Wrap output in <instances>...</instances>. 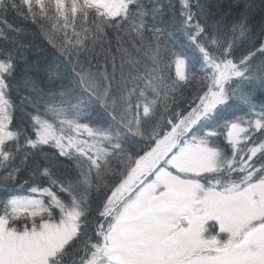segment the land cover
Here are the masks:
<instances>
[{
	"label": "snow or ice",
	"instance_id": "6c2138e0",
	"mask_svg": "<svg viewBox=\"0 0 264 264\" xmlns=\"http://www.w3.org/2000/svg\"><path fill=\"white\" fill-rule=\"evenodd\" d=\"M32 3L0 0V170L8 174L0 264H61L70 249L76 264H264V0H237L235 13L223 16L202 0ZM89 10L102 18L100 32L150 34L153 67L126 92L120 83L98 91L85 71L90 62L80 59L88 36L63 31L69 11L87 20ZM257 13L260 37L252 31ZM34 30L71 66L89 104L115 122L114 133L65 108L58 127L44 118L64 93L57 95L51 72L46 82L33 79L36 65L17 37ZM180 37L202 59L189 64ZM115 73L113 63L103 76ZM26 100L29 123L21 128L16 106ZM65 124L87 139L66 134ZM21 147L28 151L17 163ZM80 184L102 192L93 199Z\"/></svg>",
	"mask_w": 264,
	"mask_h": 264
},
{
	"label": "trees",
	"instance_id": "16d2710c",
	"mask_svg": "<svg viewBox=\"0 0 264 264\" xmlns=\"http://www.w3.org/2000/svg\"><path fill=\"white\" fill-rule=\"evenodd\" d=\"M65 2L66 7L70 9V0H65ZM144 2L148 3L149 0H144ZM202 2L207 3L209 11L217 16H223L229 12L235 13L236 11L234 6L237 0H202ZM240 2L243 3L245 0H240ZM255 2L259 3V0H255ZM32 6L35 9L34 0ZM48 12L54 16V10L51 5L48 6ZM8 19L13 23H17L16 18L11 14L10 10ZM148 19L150 20V16ZM61 23L64 22L61 21ZM67 23L71 25V27L63 29V31L73 40L76 38L72 30L73 28L83 33L85 36H88L87 44L90 51L82 53L80 59L90 62L91 68L89 69L86 63L85 71L90 73L91 78L94 80L95 88L98 91L102 92L105 88L109 87V83L111 84V89H117V85L120 83L121 89L126 92L135 86V82H138L137 78L140 77L141 74L153 67L150 60L152 51L150 47V34L148 32H145L143 36L140 37L132 31L131 27L117 29L115 26H105L104 31L100 32L97 26L103 24L102 18L97 17L92 10H89L87 20H85L83 13L80 11L76 12L75 17L73 13L69 11ZM261 23L260 13H257L253 19L252 29L253 35L256 37H260ZM3 27L4 26L0 24V28ZM5 31H7L6 28ZM34 31L35 34L17 37L18 42H23V44L28 45L26 51L29 59L36 65V75L33 76V79H39L41 77V79L46 82L47 72H51L53 73V86H55L57 95L59 92L64 93L62 96H58L56 101L52 102V111H48L47 109L49 106H45L44 118L58 127L61 121L67 119L61 111L65 108L68 115L70 117H76L79 122L88 123L90 126L99 127L114 133L116 130L115 122L112 121L111 117L99 104H89L88 100L85 99L86 94L83 89L74 85L72 82L71 77L73 74L71 66L56 49L48 44L37 30ZM9 35H12V33H9ZM179 40L180 43L184 45V51L187 53L186 59L189 64L192 62L193 57L202 59V54L199 53L194 42H190L183 37H180ZM0 43H2V38H0ZM113 63L116 65L115 79L111 81L105 80L103 72L106 70L111 77ZM172 75L174 77V65ZM60 85H63V87ZM26 87L28 91L23 93L25 96L31 91L32 85L28 84ZM119 94V91L114 93L116 96H119ZM16 107L17 126L23 128L29 123V102L26 100L23 104L18 103ZM78 112H86V115L77 117ZM32 114L35 115L36 113ZM205 126L211 127V124H205ZM151 127L152 124L149 125V129H151ZM63 130L66 134L73 135L77 139H84L77 131L69 129L67 124L64 125ZM21 139H23V136ZM11 150L15 151V144L12 145ZM27 151L28 149L21 147L16 157L17 163H19L20 159ZM7 175L8 174L3 172V170H0V199L3 198L6 184L5 177ZM25 178H27L26 174H22L20 180ZM80 180L82 181L83 177H80ZM9 184L15 187V185H11V182H9ZM79 191L85 196L91 195L93 199L98 197L102 192V190L98 192L94 188L90 192L83 184L79 185ZM22 194L30 195L31 193L24 191ZM78 255L79 253H74L70 249L69 252L61 258V264H76Z\"/></svg>",
	"mask_w": 264,
	"mask_h": 264
},
{
	"label": "rangeland",
	"instance_id": "374dc122",
	"mask_svg": "<svg viewBox=\"0 0 264 264\" xmlns=\"http://www.w3.org/2000/svg\"><path fill=\"white\" fill-rule=\"evenodd\" d=\"M114 0H95V4L99 5V6H104L106 4H110V3H113ZM84 139H87V134L85 133L83 135ZM37 195H39V193H37Z\"/></svg>",
	"mask_w": 264,
	"mask_h": 264
}]
</instances>
